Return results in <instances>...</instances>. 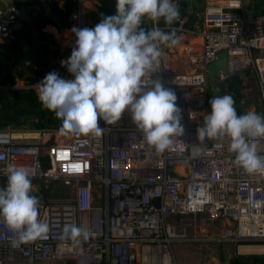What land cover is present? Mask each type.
Segmentation results:
<instances>
[{"label": "built area", "instance_id": "built-area-1", "mask_svg": "<svg viewBox=\"0 0 264 264\" xmlns=\"http://www.w3.org/2000/svg\"><path fill=\"white\" fill-rule=\"evenodd\" d=\"M87 1L76 0L69 26H88ZM255 6V0H205L202 12L191 14L194 29L186 26L190 13L168 28L178 32L181 42L161 45L160 64L143 85L149 88L159 80L177 95L185 131L164 152L148 145L123 115L112 124L100 121L101 136L24 126L0 129V188L10 165L24 167L32 181L61 180L66 187L64 196L40 201L38 218L50 228L46 239L14 246V233L0 220V264H197L179 260L171 248L185 242H228L235 257L264 256L237 252L241 245L264 246V204L253 206L264 201V174L240 167L228 138L200 142L197 135L210 112L208 87L215 83L226 86L238 77L244 87L252 76L264 112V6L260 3V14L251 13ZM29 13L31 8L16 0H0V43L15 39ZM221 52L226 53L224 68L208 77V65ZM70 56L63 52L55 65L66 68L61 61ZM38 83L0 86V93L30 89L37 94ZM68 224L90 231V238L79 244L65 238ZM198 231L218 235L206 239Z\"/></svg>", "mask_w": 264, "mask_h": 264}, {"label": "clouds", "instance_id": "clouds-1", "mask_svg": "<svg viewBox=\"0 0 264 264\" xmlns=\"http://www.w3.org/2000/svg\"><path fill=\"white\" fill-rule=\"evenodd\" d=\"M116 15L106 16L94 28H73L75 46L66 66L74 79L49 72L37 84L42 106L61 119V131L101 136L100 121L112 124L127 111L158 152L171 148L184 135L176 93L159 80L145 88L144 78L155 73L163 55L161 45L176 46V30L156 27L160 20L172 25L180 19L173 0H116ZM147 19L151 29L141 27ZM210 112L198 127L200 142L228 138L235 162L248 173L264 174V116L254 110L238 115L231 95L210 100ZM196 147V146H194ZM6 187L0 188V220L16 237L14 246L46 239L49 224L38 218L40 199L24 167L10 165ZM264 204L256 201L253 206ZM64 237L79 244L91 233L75 224L65 225Z\"/></svg>", "mask_w": 264, "mask_h": 264}, {"label": "trees", "instance_id": "trees-1", "mask_svg": "<svg viewBox=\"0 0 264 264\" xmlns=\"http://www.w3.org/2000/svg\"><path fill=\"white\" fill-rule=\"evenodd\" d=\"M63 1V7H59L55 0L49 3L51 17L44 16L42 9L37 14L30 16L28 21L23 23L16 32L12 42L0 45V86H13L17 82L34 84L42 81L52 71L58 72L62 78L68 76L62 71L59 72L58 67L47 60L48 44L52 42V37L43 32V28L47 24H60L64 27L69 25L68 18L76 6V0ZM94 1L98 5V10L90 13L88 28H94L106 16L117 14L116 0ZM17 3L24 5L19 1ZM260 12L261 10L258 13ZM141 27L152 28L149 27L147 19L143 21ZM215 86H218L220 91L218 93L207 92L208 110H211L210 100L213 97L230 95L229 91H232L235 93L234 96H231L234 98L237 114L242 115V108L237 106L239 91L243 88L242 80L235 77L226 86L222 83H215ZM61 125V119L57 118L54 112L42 106L38 95L33 90L13 89L8 91L7 97L0 99V129L24 126L34 130H60ZM67 263L75 264L73 261ZM229 264H264V256L234 257Z\"/></svg>", "mask_w": 264, "mask_h": 264}, {"label": "rangeland", "instance_id": "rangeland-1", "mask_svg": "<svg viewBox=\"0 0 264 264\" xmlns=\"http://www.w3.org/2000/svg\"><path fill=\"white\" fill-rule=\"evenodd\" d=\"M260 1V2H259ZM264 0H255L256 6L252 9L251 13H257L260 11V3H263ZM264 5V3H263ZM258 14V13H257ZM260 14V13H259ZM11 66V65H10ZM9 66V67H10ZM249 77V76H248ZM214 91L215 93H218L220 89H216L214 87H208L207 92ZM239 103L243 105L242 108V115L246 114L250 110L256 111L258 114L264 116L262 104H261V93H260V87L256 81H254L253 77H249L242 89L239 91ZM230 95H235L234 92L229 91ZM123 117L125 118V121L134 127H137L131 118L130 112H125L123 114ZM3 187H6L7 181L3 182ZM33 185V191L32 195L37 196L40 201L46 202L48 199L52 198H59L61 196L65 195L66 187L63 185L61 180L53 181V182H40V181H32ZM186 219H182V222L184 223ZM176 224V223H175ZM183 227V226H182ZM198 227V226H197ZM185 229L189 235H192V227L191 226H185ZM205 231L201 232L198 231L197 235L198 237L204 238H212L217 237L218 232H212L207 233L206 235ZM213 241V240H210ZM171 248H173L174 253L177 255L179 254V251L182 252L181 255L184 260H188L191 262H195L197 264H208V260L210 258H214L217 260H222L223 262L229 261L232 258L236 256L235 247L226 242L223 244H217L216 242H185V243H176L171 245ZM250 256V255H246ZM244 256V257H246ZM262 256L263 255H259ZM45 264H68L67 262H53V263H45ZM72 264V263H71Z\"/></svg>", "mask_w": 264, "mask_h": 264}, {"label": "crops", "instance_id": "crops-1", "mask_svg": "<svg viewBox=\"0 0 264 264\" xmlns=\"http://www.w3.org/2000/svg\"><path fill=\"white\" fill-rule=\"evenodd\" d=\"M20 2L22 4H24L23 6H27L31 8V13L30 16L37 14L40 10H41V4L42 3H47V8H48V12H49V3L53 2L54 0H16V2ZM58 4L59 7H63L64 1L63 0H55ZM205 0H188V5H189V9H188V13H190L189 16V21L187 23V28L189 29H194L196 22H193L194 20V16H191L192 13H194V11H198L199 13L202 12V8L204 5ZM87 9V10H86ZM85 15L87 17V24L89 25V20H90V13L91 12H96L98 10V5L96 3V1L94 0H90L87 1L85 3ZM49 15H51V13H49ZM51 17V16H50ZM68 23H69V18H68ZM177 24V23H176ZM174 24L172 25H166L164 23L163 20H160V22L155 25L156 27H159L163 30H169L168 28H171ZM149 27H153V22L149 21ZM74 27L72 26H67L64 27L60 24H47L44 28H43V32L49 34L52 37V42L54 44V48L52 51L49 50L48 48V55H47V60L50 61L51 63H53L54 65L56 64V61H58V58L60 57V55H62L63 52H72L73 47L75 46V41H76V37L75 34L72 32V29ZM176 35H178V32L176 31ZM188 40V39H187ZM0 45H7V44H2L0 43ZM57 67V66H56ZM59 72H63L66 75H68L67 77H72V74L70 72H68L67 67L66 68H57ZM66 77V76H65ZM20 83V82H17ZM8 96V93H6ZM6 96V97H7ZM31 136H33V134H31ZM182 252L179 251V254H177V258L179 260H184L181 255Z\"/></svg>", "mask_w": 264, "mask_h": 264}, {"label": "water", "instance_id": "water-1", "mask_svg": "<svg viewBox=\"0 0 264 264\" xmlns=\"http://www.w3.org/2000/svg\"><path fill=\"white\" fill-rule=\"evenodd\" d=\"M179 11H180V19L185 16L188 13V9H189V5H188V0H180L178 5H177ZM41 9L43 10V15L46 17H50L49 12H48V8H47V3H42L41 4ZM199 12L198 11H194V16H198ZM179 19V20H180ZM178 22H175L173 24H176ZM165 31H169V30H165ZM48 48L50 51L53 50L54 48V44L53 42H50L48 44ZM226 64V53L225 52H221L217 55V58L208 65L207 67V75L208 77H214L217 72L221 69L224 68ZM7 94L6 93H0V99L2 97H6ZM238 107H243L242 104L238 103L237 104Z\"/></svg>", "mask_w": 264, "mask_h": 264}, {"label": "bare ground", "instance_id": "bare-ground-1", "mask_svg": "<svg viewBox=\"0 0 264 264\" xmlns=\"http://www.w3.org/2000/svg\"><path fill=\"white\" fill-rule=\"evenodd\" d=\"M237 252L240 254H262V253H264V246L241 245V246H239Z\"/></svg>", "mask_w": 264, "mask_h": 264}]
</instances>
